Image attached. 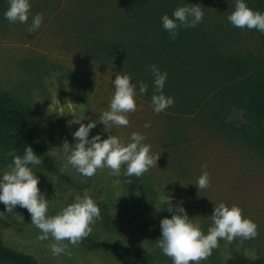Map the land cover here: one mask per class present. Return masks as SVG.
<instances>
[{
    "label": "rangeland",
    "instance_id": "obj_1",
    "mask_svg": "<svg viewBox=\"0 0 264 264\" xmlns=\"http://www.w3.org/2000/svg\"><path fill=\"white\" fill-rule=\"evenodd\" d=\"M185 3L199 4L204 12L196 27L178 30L192 32L200 52L211 49L223 59H241L264 76V33L236 28L227 21L235 0H31L25 24H10L3 15L7 0H0V91H9L32 107L36 139L57 165L58 173L40 166L33 169L43 172L36 174L38 187L49 201L48 214L55 215L72 202L73 194L85 191L100 208L90 235L78 246L68 245L71 255L53 256L52 240H38L40 230L31 224L27 209L17 205L14 213L0 218V241L6 247L41 263L136 264L131 248L135 244L152 264H172L156 243L161 235L160 220L171 216L158 200L165 190L175 197L173 204L183 201L189 218L205 232L211 223L208 216L220 202L238 205L242 215L257 226L255 238L219 240L218 247L200 264H227L235 254L250 261L264 259L262 126L245 104H236L232 81L218 65L209 68L198 58V71L192 70L173 59L171 45L164 44L163 49L158 42L164 34L171 36L154 12L171 16ZM247 4L264 12V0H247ZM36 13L43 14V23L29 32ZM156 44L161 50L154 52L149 46ZM155 56L157 62L152 60ZM152 64L167 72L163 91L174 98V104L159 114L151 107ZM116 74H129L137 83V109L128 113V126H112L110 132L125 143L134 131L144 134L152 155H160L157 166L140 178H114L107 168L91 177L80 175L71 166L62 172L66 161L61 145L65 140L72 144V133L79 127L70 122L83 113L98 120L107 110L113 94L111 79ZM192 76L198 78V85L185 84ZM140 81L148 85L143 95L138 90ZM185 101H198L197 109H185ZM145 122L151 125L147 129ZM103 130L98 122L90 136L100 132L107 138ZM13 154L19 155L0 144V169L11 163ZM124 168L122 165V173ZM202 171L208 172L210 183L198 190L191 183ZM128 179L130 184L125 182ZM0 211H4L2 203ZM106 215L126 234L107 227L103 222Z\"/></svg>",
    "mask_w": 264,
    "mask_h": 264
},
{
    "label": "clouds",
    "instance_id": "obj_2",
    "mask_svg": "<svg viewBox=\"0 0 264 264\" xmlns=\"http://www.w3.org/2000/svg\"><path fill=\"white\" fill-rule=\"evenodd\" d=\"M7 5L3 15L10 24L28 22L31 0H7ZM203 17L204 12L199 4L188 6L185 3L176 7L171 16L164 13L160 20L162 28L175 38L179 29L194 28L202 22ZM226 19L233 27L255 29L264 33V12L250 8L247 0H235L234 9ZM42 23V13L32 15L28 31L38 30ZM150 71L153 77L151 107L154 113L159 114L174 104V98L166 96L163 91L167 72L161 71L155 64L150 65ZM111 84L112 97L107 110L100 113L98 120H92L83 113V117L74 116V120L70 122L79 124V127L72 133L74 142L70 144L65 140L61 145L66 161L61 167L62 172L71 166L80 175L91 177L97 170L107 168L111 170L110 175L114 178H140L151 167L157 166L160 155H152L151 145L144 143V134L134 131L129 142L125 143L110 132L112 126H128V113L137 109V83L132 82L129 74H116L111 79ZM138 90L143 95L148 91V85L140 81ZM83 120H88V123H81ZM98 122L104 125L103 132L108 133L107 138H102L103 133L100 132L90 136ZM143 126L147 129L151 125L150 122H145ZM42 163V155H37L31 145H26L22 155L13 154L11 163L0 169V203L4 205L0 218L6 213H14L17 205L27 209L31 224L40 230L37 239L52 240L50 252L53 256H70L68 245L78 246L90 235L91 225L100 218V208L85 191L84 194H73L71 203L55 215H49L48 198L38 187L40 178L36 173L42 171L33 170ZM122 165L125 166L123 173ZM206 167V164L202 165V168ZM125 182L130 184L132 181L128 179ZM209 183L208 172L202 171L196 182L191 184L198 190H203ZM174 199L165 190L158 196L159 203L163 205V209L167 207L171 216L160 220L161 235L156 241L161 252L171 259L172 264H200V261L218 247L219 240L232 242L237 237L252 239L257 235L256 224L242 215V209L238 205L228 206L224 202L214 204L212 214L208 216L211 223L205 232L198 222L189 218L183 201L173 204Z\"/></svg>",
    "mask_w": 264,
    "mask_h": 264
},
{
    "label": "trees",
    "instance_id": "obj_3",
    "mask_svg": "<svg viewBox=\"0 0 264 264\" xmlns=\"http://www.w3.org/2000/svg\"><path fill=\"white\" fill-rule=\"evenodd\" d=\"M154 14L160 20L161 16H158L156 12ZM158 42L162 43L163 49L165 48L164 44L171 45L175 53V56L172 55L173 59L182 61L192 70L198 71L199 58L207 67L218 65L222 72H226L229 80L232 81V92L236 104H245L250 115L262 126L259 143L264 150V76L256 73L252 67L246 66L241 59H223L221 56L215 55L211 49L200 52L197 49L198 39L189 30L178 31L175 38L167 37L164 34ZM149 48L154 52L161 50L158 44L151 45ZM152 60L157 62V56L152 57ZM192 78L194 77L184 80L186 81L185 84L198 85V78ZM182 106L192 112L197 109L198 101H185ZM33 118L34 111L29 104L14 98L9 91H0V144L19 155L23 154L26 145H31L37 155H42L43 163L39 166L49 172L58 173L55 160L45 152L44 147L36 139ZM102 208L106 211L104 207ZM103 222L110 229L126 234L112 216L106 215ZM131 245L136 264H152L151 258L144 253L141 247L135 244ZM0 264L53 263L38 262L30 255L6 247L0 241ZM227 264H264V259L250 261L241 254H235Z\"/></svg>",
    "mask_w": 264,
    "mask_h": 264
}]
</instances>
